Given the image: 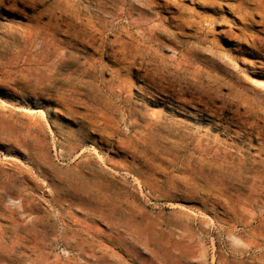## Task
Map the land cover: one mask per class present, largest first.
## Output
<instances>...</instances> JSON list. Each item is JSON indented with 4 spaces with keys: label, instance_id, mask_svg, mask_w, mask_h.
<instances>
[{
    "label": "rangeland",
    "instance_id": "rangeland-1",
    "mask_svg": "<svg viewBox=\"0 0 264 264\" xmlns=\"http://www.w3.org/2000/svg\"><path fill=\"white\" fill-rule=\"evenodd\" d=\"M0 8V264H264V0Z\"/></svg>",
    "mask_w": 264,
    "mask_h": 264
},
{
    "label": "bare ground",
    "instance_id": "bare-ground-1",
    "mask_svg": "<svg viewBox=\"0 0 264 264\" xmlns=\"http://www.w3.org/2000/svg\"><path fill=\"white\" fill-rule=\"evenodd\" d=\"M7 1H8V0H7ZM36 1H37V0H36ZM159 1H160V0H159ZM202 1H203V0H202ZM15 2H16V1H15ZM22 2H23V1H22ZM22 2H21V3H22ZM46 2H47V1H46ZM214 2H215V1H214ZM220 2H221V1H220ZM251 2H253V1H251ZM5 3H6V2H5ZM13 3H14V2H13ZM76 3H77V2H76ZM201 3H203V2H201ZM233 3H234V1H233ZM35 4H37V3H35ZM254 4L257 6V3H256V2H255ZM50 5H51V4H50ZM167 5H168V4H167ZM224 5H225V4H224ZM243 5H244V2H243V1L239 2V4L237 5V8H238V11H239V12L243 11V9H244ZM152 6H153V5H152ZM158 6H159V5H158ZM163 6L165 7V4H164ZM172 6H174V5H172ZM172 6H171V7H172ZM227 6H228V5H227ZM231 6H232V4H231ZM24 7H25V5H24ZM24 7H22V8H24ZM166 7H167V6H166ZM166 7H165V8H166ZM209 7H210V6H209ZM17 8H18V7H17ZM19 8H20V6H19ZM29 8H30V7H29ZM36 8H37V7H36ZM80 8H81V7H80ZM205 8H206V7H205ZM220 8H221V7H220ZM224 8H225V7H224ZM231 8H232V7H231ZM0 9H1V8H0ZM8 9H9V8H8ZM26 9H27V8H26ZM100 9H101V8H100ZM9 10H10V9H9ZM19 10L21 11V9H19ZM135 10H136V9H135ZM159 10H161V9H159ZM228 10H230V9H228ZM254 10H255V9H254ZM20 11H19V12H20ZM57 11H58V10H57ZM63 11H64V10H63ZM68 11H70V10H68ZM175 11H176V10H175ZM217 11H218V9H217ZM230 11H231V10H230ZM230 11H229V12H230ZM38 12H39V11H38ZM214 12H215V11H214ZM232 12H233V11H232ZM254 12H255V11H254ZM25 13H26V12H25ZM25 13H24V14H25ZM250 13H251V12H250ZM250 13H249V14H246L245 16H246L247 18H252V17L250 16ZM178 14H179V13H178ZM232 14H233V13H232ZM255 14H256V13H255ZM61 15H62V14H61ZM123 15H125V14H123ZM1 16H2V15H1ZM3 16H4V15H3ZM98 16H99V15H98ZM170 16H171V15H170ZM218 16H219V15H218ZM234 16H235V15H234ZM4 17H5V16H4ZM61 17H62V16H61ZM68 17H69V16H68ZM68 17H67V18H68ZM232 17H233V16H232ZM42 18H45V17H42ZM169 18H170V17H169ZM219 18H220V17H219ZM224 18H225V17H224ZM61 19H62V18H61ZM131 19H132V18H131ZM174 19H175V18H174ZM239 19H240V18H239ZM4 20H5V19H4ZM62 20H63V19H62ZM94 20H95V19H94ZM166 20H167V19H166ZM263 20H264V19H263ZM33 21H35V20H33ZM42 21H43V19H42ZM131 21H132V20H131ZM185 21H186V20H185ZM195 21H196V20H195ZM231 21H232V20H231ZM247 21H248V20H247ZM37 22H38V21H37ZM37 22H36V23H37ZM61 22H62V21H61ZM88 22H89V21H88ZM167 22H168V21H167ZM171 22H172V21H171ZM180 22H181V21H180ZM183 22H184V21H183ZM237 22H238V21H237ZM54 23H55V20H54ZM99 23H100V22H99ZM263 23H264V22H263ZM47 24H48V23H47ZM242 24H243V23H242ZM14 25H15V24H14ZM169 25H170V24H169ZM238 25H239V24H238ZM19 26H20V25H19ZM171 26H172V25H171ZM222 26H223V25H222ZM231 26H232V24H231ZM246 26H247V25H246ZM48 27H49V26H48ZM62 27H63V24H62ZM64 27H65V26H64ZM147 27H149V26H147ZM173 27H174V26H173ZM71 28H72V27H71ZM82 28H83V27H82ZM175 28H176V27H175ZM183 28H184V27H183ZM48 29H49V28H48ZM48 29H47V30H48ZM116 29H117V28H116ZM145 29H146V28H145ZM149 29H150V28H149ZM191 29H193V28H191ZM20 30H21V29H20ZM107 30H108V29H107ZM107 30H106V31H107ZM147 30H148V29H147ZM186 30H187V29H186ZM257 30H259V29H257ZM110 31H111V30H110ZM149 31H150V30H149ZM250 31H251V30H250ZM253 31H254V30H253ZM3 32H4V31H3ZM28 32H29V31H28ZM66 32H67V31H66ZM66 32H65V33H66ZM92 32H93V31H92ZM161 32H162V31H161ZM186 32H187V31H186ZM196 32H197V31H196ZM244 32H245V31H244ZM45 33H46V30H45ZM60 33H61V32H60ZM67 33H68V32H67ZM164 33H165V32H164ZM35 34H36V33H35ZM46 34H47V33H46ZM61 34H62V33H61ZM145 34H146V33H145ZM159 34H160V33H159ZM178 34H179V33H178ZM223 34H224V33H223ZM240 34H241V33H240ZM243 34H244V33H243ZM64 35H65V34H64ZM164 35H165V34H164ZM249 35H250V34H249ZM258 35H259V34H258ZM1 36H2V35H1ZM4 36H5V35H4ZM8 36H9V35H8ZM47 36H48V35H47ZM227 36H228V35H227ZM234 36H235V35H234ZM261 36H262V35H261ZM42 37H43V36H42ZM42 37H41V38H42ZM83 37H84V36H83ZM145 37H146V36H145ZM235 37H236V36H235ZM245 37H246V36H245ZM248 37H249V36H248ZM12 38H13V37H12ZM44 38H45V37H44ZM137 38H138V37H137ZM243 38H244V37H243ZM256 39H257V38H256ZM35 40H36V39H35ZM43 40H44V39H43ZM83 40H84V39H83ZM257 40H258V39H257ZM16 41H17V40H16ZM96 41H97V40H96ZM158 41H159V40H158ZM249 41H250V39H249ZM17 42H18V41H17ZM236 42H237V41H236ZM236 42H235V43H236ZM64 43H66V42H64ZM240 43H241V42H240ZM247 43H248V42H247ZM253 43H254V42H253ZM258 43H259V42H258ZM25 44H26V43H25ZM106 44H107V43H106ZM241 44H242V43H241ZM39 45H40V44H39ZM41 45H42V44H41ZM80 45H82V44H80ZM115 45H116V44H115ZM249 45H250V43H249ZM257 45H258V44H257ZM101 46H102V45H101ZM238 46H239V45H238ZM253 46H254V45H253ZM24 48H25V47H24ZM27 48H28V47H27ZM27 48H26V49H27ZM58 48H59V47H58ZM58 48H57V49H58ZM236 48H237V47H236ZM241 48H242V47H241ZM7 49H8V48H7ZM22 49H23V47H22ZM22 49H21V50H22ZM32 49H33V48H31V50H32ZM43 49H44V48H43ZM91 49H92V48H91ZM155 49H156V48H155ZM97 50H98V49H97ZM245 50H246V49H245ZM248 50H249V49H248ZM257 50H258V49H257ZM259 50H260V48H259ZM263 50H264V48H263ZM22 51H23V50H22ZM25 51H27V50H25ZM36 51H37V50H36ZM61 51H62V50H61ZM152 51H153V50H152ZM252 51H253V49H252ZM16 52H17V51H16ZM18 52H19V51H18ZM18 52H17V53H18ZM52 52H53V51H52ZM66 52H67V50H66ZM118 52H119V51H118ZM241 52H242V50H241ZM5 53H6V52H5ZM46 53H47V51H46L44 54H46ZM152 53H153V52H152ZM260 53H261V52H260ZM39 54H40V53H39ZM49 54H50V52H49ZM52 54H53V53H52ZM125 54H126V53H125ZM253 54H254V53H253ZM13 55H14V54H13ZM13 55H12V56H13ZM47 55H48V53H47ZM47 55H46V56H47ZM55 55H56V54H55ZM257 55H258V54H257ZM261 55H263V54H261ZM16 56H17V54H16ZM23 56H25V55H23ZM31 56H32V55H31ZM42 56H43V55H42ZM43 57H44V56H43ZM47 57H49V56H47ZM41 58H42V57H41ZM41 58H40V60H43V59H41ZM10 59L13 60V58H10ZM22 59H23V58H22ZM29 59H30V57H29ZM57 59H58V58H57ZM57 59H56V60H57ZM76 59H77V58H76ZM88 59H90V58H88ZM32 60H33V58H32ZM27 61H28V59H27ZM57 61H58V60H57ZM57 61H56V62H57ZM121 61H122V59H121ZM146 61H147V60H146ZM22 62H24V61H22ZM35 62H36V61H35ZM54 62H55V61H54ZM100 62H101V61H100ZM256 62H257V61H256ZM256 62H255V63H256ZM9 63H10V61H9ZM73 63H74V62H73ZM12 64H13V63H12ZM188 64H189V62H188ZM51 65H52V64H51ZM62 65H63V64H62ZM69 65H70V64H69ZM190 65H191V64H190ZM53 66H55V65H53ZM121 66H122V65H121ZM144 66H145V65H144ZM199 66H200V65H199ZM65 67H66V65H65ZM75 67H76V66H75ZM80 67H81V66H80ZM186 67H187V66H186ZM136 68H137V67H136ZM160 68H161V67H160ZM55 69H56V68H55ZM64 69H65V68H64ZM145 70H146V69H145ZM157 71H158V70H157ZM188 71H189V69H188ZM3 73H4V72H3ZM15 73H16V72H15ZM51 73H52V72H51ZM155 73H156V72H155ZM49 74H50V73H49ZM56 74H57V73H56ZM59 74H60V73H59ZM5 75H6V73H5ZM8 75H9V74H8ZM38 75H39V74H38ZM38 75H37V76H38ZM40 75H41V74H40ZM118 75H119V74H118ZM15 76H16V75H15ZM69 76H71V75H69ZM69 76H68V77H69ZM208 76H210V75H208ZM6 77H7V76H6ZM10 77H12V75H10ZM53 77H54V76H53ZM191 77H192V76H191ZM55 78H56V77H55ZM57 78H58V77H57ZM64 78H65V77H64ZM32 79H33V77H32ZM34 79H35V78H34ZM51 79H52V78H51ZM84 79H85V78H84ZM38 80H39V79H38ZM43 80H44V79H43ZM52 80H53V79H52ZM54 80H55V79H54ZM15 81H16V80H15ZM41 81H42V80H41ZM55 81H56V80H55ZM10 82H12V81H10ZM37 82H38V81H37ZM58 82H59V81H58ZM62 82H63V81H62ZM83 82H84V81H83ZM111 82H112V81H111ZM14 83H15V82H14ZM45 83H46V82H45ZM91 83H92V82H91ZM198 83H199V82H198ZM206 83H207V82H206ZM18 84H19V82H18ZM23 84H24V83H23ZM34 84H35V83H34ZM34 84H33V85H34ZM200 84H201V83H200ZM203 84H204V83H203ZM207 84H208V83H207ZM62 85H63V84H62ZM62 85H61V86H62ZM25 86H26V85H25ZM42 86H43V85H42ZM46 86H47V84H46ZM93 88H94V87H93ZM14 89H15V88H14ZM29 89H30V88H29ZM52 89H54V88H52ZM202 89H203V88H202ZM77 90H78V89H77ZM109 90H110V88H109ZM109 90H108V91H109ZM43 91H46V90H43ZM202 91H203V90H202ZM29 92H30V91H29ZM41 92H42V91H41ZM50 92H51V91H50ZM95 92H96V91H95ZM203 92H204V91H203ZM44 93H45V92H44ZM35 94H36V93H35ZM204 95H205V94H204ZM70 96H71V95H70ZM219 96H220V93H219ZM219 96H218V97H219ZM75 97H76V96H75ZM218 97H217V98H218ZM220 97H221V96H220ZM241 97H242V95H241ZM42 98H44V97H42ZM217 98H216V99H217ZM48 99H49V98H48ZM259 99H260V97H259ZM50 100H51V99H50ZM60 100H61V99H60ZM241 100H242V99H241ZM81 101H82V99H81ZM204 101H205V100H204ZM211 101H213V100L211 99ZM215 101H216V100H215ZM258 101H259V100H258ZM261 101H262V100H261ZM70 102H71V101H70ZM213 102H214V101H213ZM203 103H204V102H203ZM210 103H211V102H210ZM217 103H218V102H217ZM212 104H213V103H212ZM207 105H208V104H207ZM214 105H215V104H214ZM260 105H261V104H260ZM202 107H203V106H202ZM210 107H211V106H210ZM214 107H215V106H214ZM256 107H258V105H257ZM112 108H113V107H112ZM200 108H201V107H200ZM200 108H199V109H200ZM261 108H262V107H261ZM242 109H243V108H242ZM200 110H201V109H200ZM212 110H213V109H212ZM212 110H211V111H212ZM211 111H210V112H211ZM40 112H41V111H40ZM210 112H209V113H210ZM227 112H228V111H227ZM226 115H227V114H226ZM209 116H210V115H209ZM125 119H126V118H125ZM211 119H212V118H211ZM219 119H220V118H219ZM230 119H231V118H230ZM236 120H237V119H236ZM253 121H254V120H253ZM93 122H94V121H93ZM124 122H125V121H124ZM150 122H151V119H150ZM162 122H163V121H162ZM223 122H224V121H223ZM109 123H110V122H109ZM147 123H148V122H147ZM230 123H231V122H230ZM99 124H100V123H99ZM148 125H149V124H148ZM161 125H162V124H161ZM107 126H108V125H107ZM146 127H147V126H146ZM98 128H99V127H98ZM98 128H97V129H98ZM256 128H257V127H256ZM259 129H263V128H259ZM263 130H264V129H263ZM169 131H170V130H169ZM172 131H173V130H172ZM172 131H171V132H172ZM226 131H227V130H226ZM114 132H115V131H114ZM262 132H263V131H262ZM148 134H149V132H148ZM260 134H261V133H260ZM151 136H152V135H151ZM158 136H159V135H158ZM146 139H147V138H146ZM143 141H144V140H143ZM122 142H123V141H122ZM196 142H197V141H196ZM200 142H201V141H200ZM221 144H222V143H221ZM256 145H257V144H256ZM196 146H197V145H196ZM199 146H200V145H199ZM222 146H224V145H222ZM199 149H200V148H199ZM196 151H197V150H196ZM204 151H205V150H204ZM207 156H208V155H207ZM207 158H208V157H207ZM207 158H206V159H207ZM105 163H106V162H105ZM263 165H264V164H263ZM210 167H212V166H210ZM210 172H211V171H210ZM220 176H221V175H220ZM224 182H225V181H224ZM255 183H256V182H255ZM221 185H222V183H221ZM227 185H228V184H227ZM220 187H221V186H220ZM223 188H224V186H223ZM223 192H224V191H223ZM257 193H258V192H257ZM231 199H232V198H231ZM254 201H255V200H254ZM242 204H243V203H242Z\"/></svg>",
    "mask_w": 264,
    "mask_h": 264
}]
</instances>
